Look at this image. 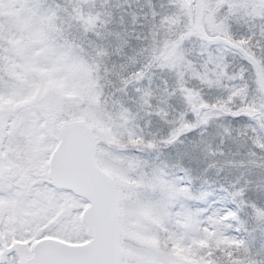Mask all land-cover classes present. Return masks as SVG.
<instances>
[{
  "label": "rangeland",
  "instance_id": "obj_1",
  "mask_svg": "<svg viewBox=\"0 0 264 264\" xmlns=\"http://www.w3.org/2000/svg\"><path fill=\"white\" fill-rule=\"evenodd\" d=\"M204 10L206 32L240 38L264 78V0ZM193 12V0H0V126L20 142L18 159L0 155V189L20 201L0 207V264H23L36 238L87 239L86 200L47 178L74 119L119 196L122 264H264V163L239 162L264 153V100L236 52L198 38Z\"/></svg>",
  "mask_w": 264,
  "mask_h": 264
},
{
  "label": "water",
  "instance_id": "obj_2",
  "mask_svg": "<svg viewBox=\"0 0 264 264\" xmlns=\"http://www.w3.org/2000/svg\"><path fill=\"white\" fill-rule=\"evenodd\" d=\"M192 28L204 43L222 44L236 52L252 69L256 86L264 100V78L256 58L242 45L221 34L206 32L204 0H193ZM205 106L200 104L198 111ZM58 141L48 158L50 183L86 200L81 211L88 238L70 243L54 237L38 239L24 264H122L119 244V196L112 178L94 158L95 141L91 128L82 120L62 122Z\"/></svg>",
  "mask_w": 264,
  "mask_h": 264
},
{
  "label": "flooded vegetation",
  "instance_id": "obj_3",
  "mask_svg": "<svg viewBox=\"0 0 264 264\" xmlns=\"http://www.w3.org/2000/svg\"><path fill=\"white\" fill-rule=\"evenodd\" d=\"M59 128V127H58ZM0 132H1V135H0V139H2L3 141H1L0 143V155L2 156V158L4 159L3 161L7 160V159H12V157L16 158L14 155H15V152L17 150V146L16 145H19L20 142L17 140L16 136L15 135H9L8 134V129L7 128H4L2 126H0ZM59 137V135H58ZM16 146V147H15ZM55 146V145H54ZM16 149V150H15ZM53 149V148H52ZM51 149V150H52ZM23 153V152H21ZM51 153V151H50ZM95 154V153H94ZM50 156V155H49ZM18 159V158H16ZM47 167H48V163H47ZM10 174V167L9 165H5V164H1L0 163V176L4 177V178H7ZM47 178H48V174H47ZM49 180V178H48ZM50 182V181H49ZM51 184V183H50ZM52 185V184H51ZM53 186V185H52ZM15 187L16 188H13L14 191H21V187H24L23 184H19V183H15ZM17 187H20V188H17ZM54 188L58 189V190H65L67 191L68 193L70 192L71 194H73L71 191L67 190V189H64V188H58V187H55L53 186ZM75 195V194H73ZM14 193L9 191V190H4V189H0V207H7V208H14V209H18V203L20 202L19 200H15L14 198ZM22 196V195H21ZM78 196V195H76ZM81 197V196H80ZM27 214L25 213V216ZM12 223L16 226H19L17 225L18 224V220L16 218H12ZM54 221H50L49 224H53ZM44 230H45V226H43ZM25 233H27L28 231L27 230H24ZM86 234V233H85ZM45 237H50V236H45ZM42 238V237H40ZM40 238H36L34 239L33 241H31V245H30V255L32 253V248H33V245L34 243L40 239ZM55 238V237H54ZM88 238V237H87ZM2 241V234L0 232V242ZM83 242V241H82ZM71 243V242H70ZM25 243H21V245H24ZM18 254L20 255V253L18 252ZM29 255V256H30ZM28 256V257H29ZM28 257L24 258L23 259V264H24V261L25 259H27Z\"/></svg>",
  "mask_w": 264,
  "mask_h": 264
},
{
  "label": "trees",
  "instance_id": "obj_4",
  "mask_svg": "<svg viewBox=\"0 0 264 264\" xmlns=\"http://www.w3.org/2000/svg\"><path fill=\"white\" fill-rule=\"evenodd\" d=\"M239 40H240V38H238L236 41L240 42ZM263 113H264V111H263ZM254 139L259 141V144L261 146L264 145V134L262 133L261 130L256 129V131L254 133ZM169 142H170V138L166 137L162 141L155 142V145H161V147H166L169 144ZM260 153L263 154V156H264V153H262L260 149L256 148V146L252 145L250 147V149H248L247 153L243 156L242 160L239 162H242L243 164H246L247 166H249V168L253 169L256 166H260L261 163H264V160L261 161ZM225 159L227 161V157ZM236 159L238 160V158H236ZM219 160H222V158H220ZM221 243H222V241L216 242V245L218 248H219V246H221ZM177 245L180 249L185 244L183 245V243L181 241H177ZM207 245H208V243L207 244L203 243L202 247H207ZM228 246H230V245L228 244ZM230 248L231 247H229L228 249H230ZM223 250H226V248Z\"/></svg>",
  "mask_w": 264,
  "mask_h": 264
}]
</instances>
